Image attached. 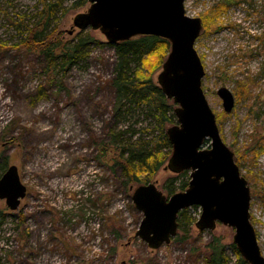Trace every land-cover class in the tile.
Here are the masks:
<instances>
[{
  "label": "rangeland",
  "instance_id": "1",
  "mask_svg": "<svg viewBox=\"0 0 264 264\" xmlns=\"http://www.w3.org/2000/svg\"><path fill=\"white\" fill-rule=\"evenodd\" d=\"M62 1L45 25V34L56 36L54 50L66 51L80 37L89 42L77 61L60 56L50 65L40 48L22 43L30 29L41 31L43 0H0V165L3 173L17 165L27 186L17 210L0 199V264H205V245L214 235L235 264L234 229L221 223L198 229L197 205L187 208L194 224L179 228L170 243L154 249L136 235L143 218L132 200L138 184L125 183L120 155L125 144L156 146L159 123L147 107L124 101L116 110L108 83L116 49L99 29L74 26L88 0L82 8ZM217 1L185 0V9L202 18ZM195 46L220 133L235 159L246 155L238 165L251 189V221L264 255V150L257 157L251 150L264 145V0H232L218 28L203 25ZM220 87L235 95L229 113ZM168 161L150 181L170 197L185 190L179 187L189 184L190 171L173 172L165 168Z\"/></svg>",
  "mask_w": 264,
  "mask_h": 264
},
{
  "label": "water",
  "instance_id": "2",
  "mask_svg": "<svg viewBox=\"0 0 264 264\" xmlns=\"http://www.w3.org/2000/svg\"><path fill=\"white\" fill-rule=\"evenodd\" d=\"M90 5L74 17V26L99 29L114 44L139 35H155L170 42V51L157 75L165 96L175 103L176 123L166 129L172 154L165 168L190 171L185 190L168 197L156 184H138L132 200L143 218L136 235L151 248L170 243L179 230L178 215L197 205L195 225L214 230L218 223L234 229L233 242L249 264H264V255L251 221V189L242 175L234 151L224 141L203 88L205 67L196 49L203 21L190 16L185 0H88ZM224 110L235 106L228 87L217 90ZM210 145L204 147L205 141ZM27 194L17 165L0 176V199L17 210Z\"/></svg>",
  "mask_w": 264,
  "mask_h": 264
},
{
  "label": "trees",
  "instance_id": "3",
  "mask_svg": "<svg viewBox=\"0 0 264 264\" xmlns=\"http://www.w3.org/2000/svg\"><path fill=\"white\" fill-rule=\"evenodd\" d=\"M86 3L87 0H76L75 6L82 8ZM43 4L41 14L45 22L41 26V31L30 29L25 40L22 41L23 45L27 46L28 49L32 47L40 48L49 58L50 65L54 64L60 56L66 58L68 62L77 61L89 42L88 37H80L72 47L66 48V51L62 50V52L56 53V50H54L57 44L56 36L53 32L45 34V25L55 16L56 11L63 6V1L43 0ZM231 4L232 0L217 1L202 16L205 28L209 31L218 28V19ZM23 45L19 44V46ZM111 45L116 49L117 61L114 74L108 80V83L116 92V110H120L126 103L138 107H147L150 111H153L161 130L162 140L156 146L147 148L137 144H125L120 155L122 160H119V163L125 183H148L164 166L172 153V144L168 139L166 127L168 124L176 123L175 103L165 96L157 80L153 77L154 73L163 66L170 51V42L166 38L155 35H139L128 40L111 43ZM205 143H209V140H206ZM251 150L257 157L264 150V145L258 142ZM245 159V153L241 152L236 162L243 164ZM4 168V165H0V176ZM187 173V171L183 172L184 175ZM187 186L188 183L183 181L179 188L186 189ZM168 190L171 193L173 192L171 188H168ZM187 211L188 209L185 208L178 215L179 228L182 230L193 225L196 220V217L188 214ZM1 214H4L2 209H0ZM231 247L236 257L235 264H249L242 257L234 242L231 243ZM205 248V264H230L231 257L220 237L214 235L206 243Z\"/></svg>",
  "mask_w": 264,
  "mask_h": 264
}]
</instances>
